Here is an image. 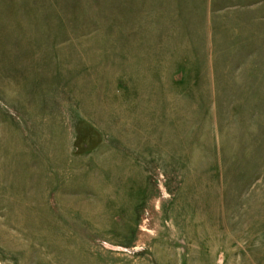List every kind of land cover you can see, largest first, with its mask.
<instances>
[{
	"label": "rangeland",
	"instance_id": "374dc122",
	"mask_svg": "<svg viewBox=\"0 0 264 264\" xmlns=\"http://www.w3.org/2000/svg\"><path fill=\"white\" fill-rule=\"evenodd\" d=\"M0 264H264V0H0Z\"/></svg>",
	"mask_w": 264,
	"mask_h": 264
}]
</instances>
